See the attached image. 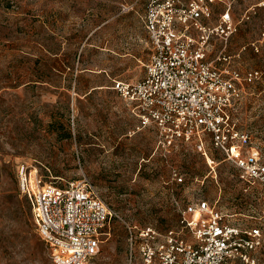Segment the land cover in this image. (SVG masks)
Returning <instances> with one entry per match:
<instances>
[{"label": "rangeland", "instance_id": "obj_1", "mask_svg": "<svg viewBox=\"0 0 264 264\" xmlns=\"http://www.w3.org/2000/svg\"><path fill=\"white\" fill-rule=\"evenodd\" d=\"M145 3L0 0V264H53L17 191L20 162L59 187L85 178L115 214L87 264H126L123 222L175 228L179 211L196 200L214 204L233 224L258 225L263 190L247 188L210 146V165L190 144L156 149L155 132L139 129L132 105L111 90L115 79L144 75ZM232 11L239 24L226 54L241 73L259 70L264 79V0H237ZM217 48H210V60ZM244 90L237 124L264 156V83ZM255 257L264 264V247Z\"/></svg>", "mask_w": 264, "mask_h": 264}, {"label": "built area", "instance_id": "obj_2", "mask_svg": "<svg viewBox=\"0 0 264 264\" xmlns=\"http://www.w3.org/2000/svg\"><path fill=\"white\" fill-rule=\"evenodd\" d=\"M236 1L146 0L141 17L149 47L144 75L135 82L115 79L111 90L132 105L139 129L155 132L156 149L168 152L190 144L207 160L210 146L247 188L264 192V156L236 120L244 87L264 79L259 70L241 73L226 54L239 24L232 11ZM218 3L222 10L215 14ZM259 44L264 46V27ZM172 176L182 180L175 171ZM15 179L53 264H87L100 253L116 216L90 182L84 178L59 187L25 162L17 164ZM229 219L214 204L196 200L179 211L175 228L158 231L123 222L125 263L260 264L255 254L264 247V204L254 227Z\"/></svg>", "mask_w": 264, "mask_h": 264}, {"label": "bare ground", "instance_id": "obj_3", "mask_svg": "<svg viewBox=\"0 0 264 264\" xmlns=\"http://www.w3.org/2000/svg\"><path fill=\"white\" fill-rule=\"evenodd\" d=\"M207 162L209 163V164H213V161L207 156Z\"/></svg>", "mask_w": 264, "mask_h": 264}]
</instances>
